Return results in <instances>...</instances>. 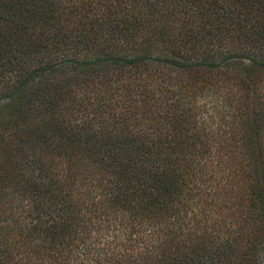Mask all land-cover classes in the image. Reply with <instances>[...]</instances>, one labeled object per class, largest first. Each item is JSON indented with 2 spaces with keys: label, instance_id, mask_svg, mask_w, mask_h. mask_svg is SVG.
Masks as SVG:
<instances>
[{
  "label": "trees",
  "instance_id": "trees-1",
  "mask_svg": "<svg viewBox=\"0 0 264 264\" xmlns=\"http://www.w3.org/2000/svg\"><path fill=\"white\" fill-rule=\"evenodd\" d=\"M0 264H264V0H0Z\"/></svg>",
  "mask_w": 264,
  "mask_h": 264
},
{
  "label": "rangeland",
  "instance_id": "rangeland-1",
  "mask_svg": "<svg viewBox=\"0 0 264 264\" xmlns=\"http://www.w3.org/2000/svg\"><path fill=\"white\" fill-rule=\"evenodd\" d=\"M115 233V235H117V233L116 232H114ZM127 233H128V230H127ZM113 234V233H112ZM119 234V233H118ZM125 237L123 236V237H121L120 239H124Z\"/></svg>",
  "mask_w": 264,
  "mask_h": 264
}]
</instances>
